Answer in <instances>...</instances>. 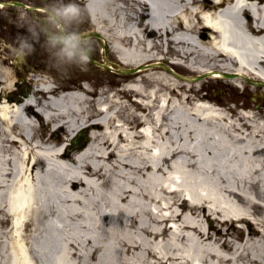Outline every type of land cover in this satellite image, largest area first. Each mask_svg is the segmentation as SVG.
<instances>
[{
  "label": "bare ground",
  "instance_id": "obj_1",
  "mask_svg": "<svg viewBox=\"0 0 264 264\" xmlns=\"http://www.w3.org/2000/svg\"><path fill=\"white\" fill-rule=\"evenodd\" d=\"M75 2L90 24L80 32L102 38L94 63L134 71L110 90L32 70L20 96L19 63L0 50V264H264L257 230L230 247L211 231L260 225L264 119L245 103L232 115L193 82L205 72L264 87V0ZM11 18L16 31L32 22Z\"/></svg>",
  "mask_w": 264,
  "mask_h": 264
},
{
  "label": "rangeland",
  "instance_id": "obj_2",
  "mask_svg": "<svg viewBox=\"0 0 264 264\" xmlns=\"http://www.w3.org/2000/svg\"><path fill=\"white\" fill-rule=\"evenodd\" d=\"M1 1V0H0ZM2 1H13L20 3L19 5H7L5 7H0V50L3 51L8 50L11 52V61H16L14 54L12 52L11 46L15 44L16 38L18 35L26 34V31H16L15 27L9 24V19L11 17L17 18L19 16H25V18L29 20L36 19H46L47 13L49 10V5L52 3V0H2ZM65 3H68L69 0H64ZM29 5L30 7L34 6H43L45 8L44 14L39 10H33L30 8H25L24 6ZM80 6V5H79ZM81 8V7H80ZM82 9V8H81ZM127 10V8L125 7ZM128 11V10H127ZM19 12V14H18ZM12 19V18H11ZM90 26L87 16L84 14L82 10V16L80 20L76 21L72 24V28L77 31H82L83 29H87ZM89 40L91 46L93 48L91 58L89 61V71L83 68V66L72 65V66H62L58 64L56 61L53 64V68H49L42 60V56H39V47L42 46L43 38L41 39V43L35 46V52L28 57L27 61L24 63H19L16 66L19 69L18 76L11 82V86L16 89H21L20 96H24L28 93L29 89L32 86V80L29 77V73L32 70H39L41 74L47 75L49 78H52L53 83H66V84H77L83 82V76L86 74L91 81L98 78H105L106 81L111 80L115 85L111 87L110 90L118 87V81L122 79L124 76L130 75L134 71L133 67L125 66L120 63L118 60H112L113 65L112 69H107L104 66L96 65L94 61L97 62L102 58V38L98 33H92L89 35ZM88 58V60H89ZM17 62V61H16ZM162 65L157 64L162 69H166L168 67L167 63H161ZM177 71L183 72L180 67L176 68ZM193 76V75H189ZM108 79V80H107ZM198 79V80H196ZM197 84H201L202 89L201 93H207L211 96L213 100L218 101V106L227 107L229 112L232 115L235 114L234 108L238 110L242 104H247V109L251 110L254 114H256L257 119H264V87L258 86L255 87L253 84L248 82L245 79H240L239 86L234 85L232 81H228L225 78L216 79L203 72L196 77ZM54 83V84H55ZM96 89L98 87L94 86ZM82 129V128H81ZM80 130V129H79ZM79 130L75 133L74 136L77 135ZM49 134L47 133V136ZM73 136V137H74ZM71 138V141L73 139ZM70 141V145L72 142ZM85 140H83L78 146L72 147L80 148L84 146ZM260 163L264 164V156L261 157ZM256 167H253L255 169ZM257 173L260 172V177H264V170H256ZM258 188V186L256 187ZM260 198L264 200L261 195ZM215 215H210L209 220L213 219ZM259 219H256L257 223L248 222V221H239L236 219H232V222L227 221L223 224L216 225L213 228L211 227L212 234L218 237L221 241H225L228 247H230L231 242L236 241L237 243H242L244 241V237L247 236L249 231L257 230V233L253 236L255 238H259V243L256 244V248H264V213L256 214ZM202 225L206 228L208 219H202ZM256 232V231H255Z\"/></svg>",
  "mask_w": 264,
  "mask_h": 264
},
{
  "label": "clouds",
  "instance_id": "obj_3",
  "mask_svg": "<svg viewBox=\"0 0 264 264\" xmlns=\"http://www.w3.org/2000/svg\"><path fill=\"white\" fill-rule=\"evenodd\" d=\"M82 9L69 0H52L47 18L29 23L26 34L18 35L11 46L17 63H24L35 52V46H42L52 53L54 60L62 66L79 65L87 61L92 51L86 34L74 30L72 24L80 20Z\"/></svg>",
  "mask_w": 264,
  "mask_h": 264
},
{
  "label": "water",
  "instance_id": "obj_4",
  "mask_svg": "<svg viewBox=\"0 0 264 264\" xmlns=\"http://www.w3.org/2000/svg\"><path fill=\"white\" fill-rule=\"evenodd\" d=\"M82 139H85V129H83L79 136L75 139H73L72 143H73V146H76L79 144V142L82 140Z\"/></svg>",
  "mask_w": 264,
  "mask_h": 264
}]
</instances>
